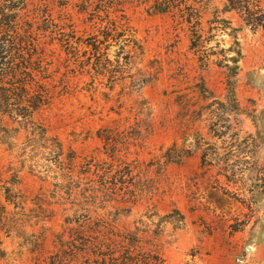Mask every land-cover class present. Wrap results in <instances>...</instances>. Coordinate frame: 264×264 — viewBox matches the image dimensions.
I'll list each match as a JSON object with an SVG mask.
<instances>
[{
	"label": "rangeland",
	"instance_id": "1",
	"mask_svg": "<svg viewBox=\"0 0 264 264\" xmlns=\"http://www.w3.org/2000/svg\"><path fill=\"white\" fill-rule=\"evenodd\" d=\"M2 1L50 27L33 77L57 93L0 119V264L98 227L165 264H264V28L226 0Z\"/></svg>",
	"mask_w": 264,
	"mask_h": 264
},
{
	"label": "trees",
	"instance_id": "2",
	"mask_svg": "<svg viewBox=\"0 0 264 264\" xmlns=\"http://www.w3.org/2000/svg\"><path fill=\"white\" fill-rule=\"evenodd\" d=\"M162 4L167 5V0ZM168 9L161 5L155 7V13ZM7 10L14 13L9 16ZM20 10L0 0V119L6 115L32 119L36 112L52 104L57 93L47 81L33 77L45 73L42 42L50 27L44 22L23 23ZM225 10L236 11L254 29L264 28L261 0H226ZM59 38L54 43L61 45ZM77 233V237L71 234L62 241V258L52 264H165L161 251L144 250L139 240L106 228H82Z\"/></svg>",
	"mask_w": 264,
	"mask_h": 264
},
{
	"label": "built area",
	"instance_id": "3",
	"mask_svg": "<svg viewBox=\"0 0 264 264\" xmlns=\"http://www.w3.org/2000/svg\"><path fill=\"white\" fill-rule=\"evenodd\" d=\"M244 262H245L244 259L241 258V257H238V258L236 259V263H237V264H243Z\"/></svg>",
	"mask_w": 264,
	"mask_h": 264
}]
</instances>
